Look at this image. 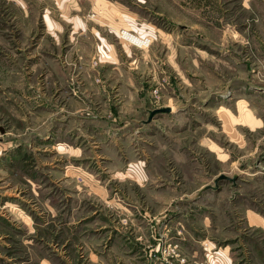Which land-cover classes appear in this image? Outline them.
Masks as SVG:
<instances>
[{
	"label": "rangeland",
	"instance_id": "obj_1",
	"mask_svg": "<svg viewBox=\"0 0 264 264\" xmlns=\"http://www.w3.org/2000/svg\"><path fill=\"white\" fill-rule=\"evenodd\" d=\"M18 3L0 0V264H264V0H99L130 79L99 55L76 75Z\"/></svg>",
	"mask_w": 264,
	"mask_h": 264
},
{
	"label": "crops",
	"instance_id": "obj_2",
	"mask_svg": "<svg viewBox=\"0 0 264 264\" xmlns=\"http://www.w3.org/2000/svg\"><path fill=\"white\" fill-rule=\"evenodd\" d=\"M18 1H19L18 4H20L21 6L19 7V9L20 12H22V16L29 17L30 22L28 24V30H27L28 36L33 37V34L35 32H39L36 38L37 47L44 45L47 48V44L52 43L54 48L56 49L62 48L63 57L59 56V58L64 59V62L74 63V65H76L75 66L76 75H85L83 71L86 70L84 67L85 63L90 62L91 59L90 57L99 55L98 58L100 60L101 59L105 60L106 56L107 59L110 60L111 62L110 67L112 71L109 72L111 75H118V77L123 75V77L121 78H124V75H127V78L130 79V75L132 72L131 62L135 60V58L132 55L131 46L125 43L124 42L125 39H123L119 35L118 30L120 27L118 28L117 26L116 28V25L120 22L119 19L113 18L106 22H99L96 18H93L92 16L90 17L89 15L90 10L95 12L94 7L97 8L99 0H88L89 4L91 5V8L89 9H83L81 4L78 2V0H34L37 3L39 2V5L37 7L34 6L32 8L28 7V4H26L27 6L25 8L21 4L22 2L25 3L24 0L21 1L18 0ZM110 12H112V14L114 13L113 14L114 16H119L115 14L114 10L111 11L110 7H108L105 13L107 15H110L109 14ZM40 16L42 17L44 24L42 28L38 26L37 23L38 21L36 19V17H40ZM55 16H59L62 19L57 17L55 18ZM129 16L131 18V14ZM130 18L128 20L129 24H131ZM103 28L106 30L108 28L110 30L108 31L111 32V33L108 32V34L111 35L114 34L117 37L116 41L111 40L108 35H100L101 29ZM131 32L133 31L131 30ZM149 32H153V31L139 28V31L137 33L136 32L133 33L141 37H149V43H150L152 41L151 39L152 37L151 35H148ZM149 43L147 44L150 46ZM57 53H60V51ZM146 56L149 57L150 55L146 54ZM50 57H51L50 53L49 51H47L45 58L47 59L46 63L49 66L51 63ZM100 60H98L99 64H101ZM125 62L127 63V66L125 65L126 64ZM99 69L98 68L96 69L97 70L96 75H100L99 73L101 71V68L99 67ZM109 72L107 71L106 73ZM116 90L120 92L119 88L118 89L116 88ZM112 98H114L112 99V101H114L113 104L119 103L120 93H114ZM124 108L126 107L124 106L123 103H121L118 106L117 110L115 108H112V110L116 114V116L119 117L120 116L119 112H121V110H124ZM114 117L112 118L114 119ZM113 119L111 120L113 121L112 123H115L116 121L120 122L119 120H113ZM123 121L124 123L121 124V126L123 125L125 126L126 124L125 120ZM261 218L264 221V218L262 216ZM249 222L250 224L261 226V228L264 229V224L260 222L257 223L255 221H250V218H249ZM236 237L237 236H235L234 238ZM205 239L201 240V244L204 246V249L211 250L215 242L212 241L211 239H208L207 237ZM207 240L209 244L208 242H205ZM237 240L239 239H236V241ZM225 241L231 242L234 240L225 239ZM203 243H205L206 246ZM241 246H243V243H241ZM243 249L246 250V247H244ZM260 251L262 252L263 250L260 248ZM222 252L223 253H221V256L217 257L221 260L222 264H257L255 263L254 259H251L247 256L248 253H245L244 255L241 254L240 256L236 255L233 257L231 248L229 247V249L226 252L225 246L224 248H222ZM245 255L246 257H244Z\"/></svg>",
	"mask_w": 264,
	"mask_h": 264
},
{
	"label": "water",
	"instance_id": "obj_3",
	"mask_svg": "<svg viewBox=\"0 0 264 264\" xmlns=\"http://www.w3.org/2000/svg\"><path fill=\"white\" fill-rule=\"evenodd\" d=\"M168 110H170V106H162V107H157V108L151 109L149 112V115H148V119H150L154 115V113H156L158 111H168ZM236 177H237L236 174H234L233 176H228L225 173H220L215 177L214 184H207L203 187V189L216 188L218 186L219 180H221V179H230L231 181L234 182Z\"/></svg>",
	"mask_w": 264,
	"mask_h": 264
},
{
	"label": "built area",
	"instance_id": "obj_4",
	"mask_svg": "<svg viewBox=\"0 0 264 264\" xmlns=\"http://www.w3.org/2000/svg\"><path fill=\"white\" fill-rule=\"evenodd\" d=\"M120 31H123V29H121ZM123 37V36H122ZM146 40V44L149 42V38L145 37ZM183 260V259H182Z\"/></svg>",
	"mask_w": 264,
	"mask_h": 264
}]
</instances>
